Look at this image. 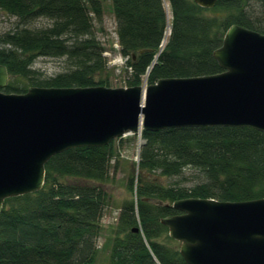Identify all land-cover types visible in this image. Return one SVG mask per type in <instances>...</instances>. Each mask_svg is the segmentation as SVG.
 <instances>
[{"label": "trees", "instance_id": "obj_1", "mask_svg": "<svg viewBox=\"0 0 264 264\" xmlns=\"http://www.w3.org/2000/svg\"><path fill=\"white\" fill-rule=\"evenodd\" d=\"M109 1L117 53L128 57L127 87L221 73L212 54L231 25L264 35V0H219L208 10L192 0ZM165 5L170 33L160 51ZM0 12L16 21L0 35V65L8 74L3 93L24 94L29 87L111 88L105 49L94 34L102 24L100 0H0ZM42 18L49 24L33 27ZM38 58L63 59L64 67L46 76L33 67ZM140 136L143 143L127 183L131 196L122 202L103 244L107 264H187L160 224L161 218L178 214L174 201L264 198L263 132L200 127L141 130ZM115 141L53 156L44 165L41 190L4 201L0 264L96 263ZM186 171L195 176L189 185L181 182Z\"/></svg>", "mask_w": 264, "mask_h": 264}, {"label": "water", "instance_id": "obj_2", "mask_svg": "<svg viewBox=\"0 0 264 264\" xmlns=\"http://www.w3.org/2000/svg\"><path fill=\"white\" fill-rule=\"evenodd\" d=\"M192 1L208 10L219 0ZM212 56L221 73L160 79L144 88L29 87L24 94L1 91L8 74L0 65V211L6 199L41 190L44 165L70 149L103 147L141 130L264 133V35L231 25ZM172 208L178 214L160 224L187 264H264V198H185Z\"/></svg>", "mask_w": 264, "mask_h": 264}, {"label": "rangeland", "instance_id": "obj_3", "mask_svg": "<svg viewBox=\"0 0 264 264\" xmlns=\"http://www.w3.org/2000/svg\"><path fill=\"white\" fill-rule=\"evenodd\" d=\"M103 7L102 24L96 25L94 34L101 45L104 47V56L108 60V73L111 88H128L127 80L129 73L122 68V64L119 62V55L117 53L118 44L115 34V22L112 15L111 4L109 0H100ZM167 9V25L165 28L163 46L165 45L169 33L171 15ZM16 21L14 18L7 16L0 12V35L13 29ZM49 24L47 19H38L32 25L33 27H45ZM168 34L166 35V29ZM33 67L46 76L53 75L61 71L64 67L63 59L57 58H38L35 60ZM144 88L147 86L145 80L141 84ZM121 139V140H120ZM116 154L114 159L110 163L109 179L107 181V189L110 192V199L108 205L103 211V215L100 224L103 228L102 235L97 240V259L95 264H107L108 249L103 247L104 242L111 235V229L114 227L119 208L123 201L130 198V192L128 190V179L133 173V164L138 161V153L140 146L143 143L140 133L133 135H125L121 138L115 139ZM195 178L191 171H186L184 179L181 182L185 185H189ZM168 182V181H167ZM179 246L178 243H176Z\"/></svg>", "mask_w": 264, "mask_h": 264}, {"label": "built area", "instance_id": "obj_4", "mask_svg": "<svg viewBox=\"0 0 264 264\" xmlns=\"http://www.w3.org/2000/svg\"><path fill=\"white\" fill-rule=\"evenodd\" d=\"M163 42L161 43V45L159 46L160 51L163 49ZM127 61V58H122L119 56V62L122 64V67L125 66V63ZM128 70L130 71V68H128Z\"/></svg>", "mask_w": 264, "mask_h": 264}, {"label": "bare ground", "instance_id": "obj_5", "mask_svg": "<svg viewBox=\"0 0 264 264\" xmlns=\"http://www.w3.org/2000/svg\"><path fill=\"white\" fill-rule=\"evenodd\" d=\"M168 29H169V28L166 29V35L168 34ZM164 39H165V38H164ZM141 101H142L141 103H143V98H142Z\"/></svg>", "mask_w": 264, "mask_h": 264}]
</instances>
